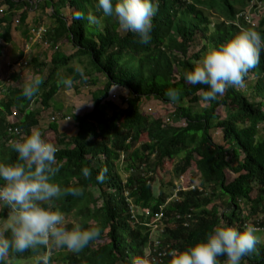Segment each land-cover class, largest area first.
I'll use <instances>...</instances> for the list:
<instances>
[{"label":"trees","instance_id":"obj_1","mask_svg":"<svg viewBox=\"0 0 264 264\" xmlns=\"http://www.w3.org/2000/svg\"><path fill=\"white\" fill-rule=\"evenodd\" d=\"M24 4L30 6V0H0V42H13L17 28L13 26L14 13ZM154 4L157 12L152 18L151 40L141 44L135 34H121L114 18H104L99 27L88 24L86 18H72L77 11L85 17L89 13L99 16L95 0H45L58 23L46 37L50 46L55 49L61 43H71L76 51L70 56L57 53L50 63L33 60L40 72L49 64L51 67L31 99H26L22 90L5 91L0 96V162H17L10 142L45 126L49 110L66 113L62 116L65 123L77 128V134L68 137L59 123L48 122L58 134L55 157L59 171L52 182L62 189H82L79 196L63 193L54 205L64 214L76 211L84 217L82 228L96 226L101 234L78 253H68L62 259L50 257V264H169V253L186 249L220 223L241 230L251 222L264 236V50L243 86L227 87L213 101L202 99L206 85H190L183 79L207 49L206 44L201 48L194 45L199 34L202 42L213 46L243 29L255 30L264 39V9L251 22L245 10L250 6L256 10L264 0H154ZM204 7L216 9L223 20L213 22ZM66 9L68 17L63 13ZM26 17V13L20 14L19 21ZM6 55L0 46V64ZM82 58L88 59L83 77L72 66ZM94 73L105 79L102 96L96 98L92 112L75 115L66 106L67 88L59 80L72 75L73 83L81 82ZM113 87L129 92L126 108L105 104ZM169 88L179 92L178 101L172 103L173 116L184 119V127L165 124L163 118L142 112L141 104L149 98L170 103L164 95ZM35 104L42 110L32 107ZM105 105L112 109L110 114ZM221 107L228 110L225 118L218 114ZM17 112L20 119L8 122ZM142 138L147 140L140 144ZM153 156L157 167L166 160H178L176 171L182 178L195 167L200 185H180L175 194L165 189L156 194L153 180L144 170ZM120 161L128 163L131 174L126 179L120 173ZM83 167L90 169L88 177L83 176ZM101 175L102 181L97 179ZM230 175L235 178L229 180ZM207 188L211 194L205 192ZM215 200L223 202L226 211L219 213ZM158 213H163L165 223L159 246L151 232ZM10 214L9 208L0 206V220ZM255 235V250L242 264H264V238ZM51 244L10 252L5 261L44 258ZM159 252L165 253L161 260ZM218 259L223 264L225 257Z\"/></svg>","mask_w":264,"mask_h":264},{"label":"clouds","instance_id":"obj_2","mask_svg":"<svg viewBox=\"0 0 264 264\" xmlns=\"http://www.w3.org/2000/svg\"><path fill=\"white\" fill-rule=\"evenodd\" d=\"M95 10L100 15L75 12L73 19H87L88 24L99 27L104 18H114L119 29L133 33L139 43L151 40L152 18L157 12L154 0H95ZM264 50V39L252 29H243L231 39L207 48L201 59L183 79L190 85H206L202 99L210 102L222 95L227 87H242L250 69L260 62ZM74 71L81 77L84 71L77 66ZM41 79L33 76L23 83L22 94L31 99L39 90ZM59 83L70 88L73 79L61 77ZM116 87V86H115ZM114 88V87H113ZM164 95L170 103H176L179 92L169 88ZM17 154V162H0V206L11 210L5 230L9 235H0V264L10 252L22 253L38 246L52 243L56 247H66L72 252H80L90 242L96 240L101 230L90 226L82 228L79 223L68 229L65 215L54 208L55 198L63 193L79 196L82 189L77 187L62 189L52 182L59 171L55 153L56 145L42 137L37 128L31 129L21 138L10 142ZM84 177L90 175L88 167L82 168ZM98 180L104 177L98 176ZM257 229L246 224L241 230L220 223L207 232L203 239L182 251L169 253V264H221L219 257H225L223 264H242V259L255 250ZM48 264L46 258H41Z\"/></svg>","mask_w":264,"mask_h":264},{"label":"rangeland","instance_id":"obj_3","mask_svg":"<svg viewBox=\"0 0 264 264\" xmlns=\"http://www.w3.org/2000/svg\"><path fill=\"white\" fill-rule=\"evenodd\" d=\"M207 15L210 16V19L213 22L218 20H223V17L219 14L216 9H211L209 7H204ZM264 9V4L259 5L255 10L252 6L247 7L245 10L248 15L249 20H253L258 18V11ZM26 13L27 17L25 21H19L20 14ZM63 13L66 17L70 15L69 9L63 10ZM14 23L13 26L17 27L13 30L14 39L13 42L8 44L4 41L0 42V46L6 52V58L2 60L0 64V96L7 92H16L21 91L23 83L30 80L33 76H39L40 79L46 78L49 74L50 67L44 68L42 72L37 70L33 64V60L36 58L40 62H51L52 57L57 53L70 56L72 55L76 49L73 47L71 43H61L58 49H54L51 46L44 45V41L35 42L31 35V30H39L40 28H44L47 31V35L51 33L55 28H57L58 23L56 19L52 17V9L48 6H45V0H30V6H20L19 10L14 13ZM120 33L125 35V32H122L119 29ZM3 32V29L0 28V33ZM201 34L196 37V41L194 43L195 46L202 47L203 44L207 45V48L213 46L208 44L207 42H202ZM201 45V46H200ZM198 48V47H197ZM207 50V49H206ZM25 57L28 65L23 66L19 70L13 68L15 62H19L21 59ZM82 62H74L72 66L76 68L77 66L81 67L86 73V67L88 64V59L82 58ZM10 67V69H8ZM68 75V74H67ZM72 76V75H71ZM70 76V77H71ZM8 80H11V83H8ZM105 87V79L100 74L94 73L92 76L86 77L83 81H75L70 88H67L65 92V102L66 106L72 109L75 115L83 116L87 113L93 111L95 106L96 98L102 96L103 89ZM248 87H243L246 90ZM10 93V94H12ZM130 94L128 91L113 88L110 93L109 98L105 101V104L115 103L121 108H126L128 100L130 99ZM106 106L107 112L110 114L112 109ZM202 107L205 104L202 102ZM35 109L41 111L42 107L38 104H35ZM142 112L150 115L153 118H163L165 124H169L174 127H184L186 126V121L184 119H175L174 115V105L172 103H166L159 101L155 98H149L144 100L141 104ZM17 111V110H16ZM228 110L226 108H219L218 114L225 118L227 116ZM67 114L60 113L57 111L49 110L45 116V126L40 128L42 137L53 142L56 147L58 134L55 133L54 130L51 129L48 122H57L61 126V131L65 132L68 137L75 136L77 134V128L75 125H70L65 123L62 116ZM53 116H57V121H52L51 118ZM21 117L20 113L17 112L16 115H12L8 117V122L13 123L19 120ZM264 132V130H262ZM147 139L142 138L140 144L145 142ZM140 144L137 148H140ZM178 160H166L163 166H156V160L154 156L150 162L149 166L144 167V170H148L147 177L152 178V186L156 194H158L162 189L172 190L173 193H176V189L180 188V185L187 186L188 184H196L200 185V175L195 171V167H191L184 175V177H179L178 172L176 171V164ZM119 168L121 175L126 179L130 176V172L128 171V163L126 161H120ZM235 176L230 175L228 177L229 180H233ZM172 184V185H171ZM207 194H211V189L207 188L205 191ZM96 196H98V191H96ZM171 200H169L170 202ZM100 204V202H99ZM217 211L222 213L226 211V207L223 202L220 203L219 200H215ZM55 209H59L54 205ZM60 210V209H59ZM138 216L142 215V211L138 210L136 212ZM11 215V214H10ZM66 219L65 227L71 229L75 226L76 223H79L81 227L83 226V216H80L76 211L70 214H64ZM10 218V216H9ZM8 219L0 220V235H2L6 230V224ZM158 227L153 225L151 228L152 237L154 241H158L162 230L164 229L165 223L158 222ZM156 224V225H157ZM250 224H252L250 222ZM257 229V228H256ZM263 231L257 229V233H260L261 237L263 236ZM72 251L68 250L66 247H56L51 244L49 256L55 257L58 259H62L68 253ZM147 254L150 253V247L148 246L146 249ZM41 261L40 258L33 257L29 259H18L14 261H5V264H39Z\"/></svg>","mask_w":264,"mask_h":264},{"label":"built area","instance_id":"obj_4","mask_svg":"<svg viewBox=\"0 0 264 264\" xmlns=\"http://www.w3.org/2000/svg\"><path fill=\"white\" fill-rule=\"evenodd\" d=\"M2 11L3 10H1V12ZM247 19H248V15H247ZM248 21L251 22L252 20H249L248 19ZM31 35H32V38L34 39L35 42L44 41V45L50 46L49 41L46 39V37H47V31L44 28H40L39 30H35V29L31 30ZM58 48H59V45L55 49H58ZM27 65H28V62H27V60H25V57H24L19 62L15 63V65L13 66V68L16 69V70H19L23 66H27ZM8 83H11V80H8ZM15 115H16V113H15ZM57 119H58L57 116H53L51 118L52 121H57ZM67 119H69V117ZM15 132L18 135H21V131L19 129H15ZM179 189L180 188H177L176 191H178ZM162 218H163V213H158V214L155 215L154 222H156V223L162 222ZM186 225H188V224L186 223ZM155 226L158 227V224L155 225ZM162 232H163V230H162ZM156 245L157 246L160 245L159 244V241L156 242ZM49 246H50V243H49L48 247ZM49 252H50V249L47 250V255L44 257V258L47 259L48 264H50V262H49V258H50ZM164 255H165V253H163V252H159L158 253V256H159L160 260H161L162 256H164ZM154 261H156V259H154Z\"/></svg>","mask_w":264,"mask_h":264}]
</instances>
